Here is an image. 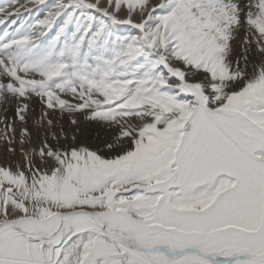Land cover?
<instances>
[{
    "label": "snow or ice",
    "instance_id": "6c2138e0",
    "mask_svg": "<svg viewBox=\"0 0 264 264\" xmlns=\"http://www.w3.org/2000/svg\"><path fill=\"white\" fill-rule=\"evenodd\" d=\"M0 264H264V0H0Z\"/></svg>",
    "mask_w": 264,
    "mask_h": 264
},
{
    "label": "rangeland",
    "instance_id": "374dc122",
    "mask_svg": "<svg viewBox=\"0 0 264 264\" xmlns=\"http://www.w3.org/2000/svg\"><path fill=\"white\" fill-rule=\"evenodd\" d=\"M47 2H48L49 4H52V3L55 2V0H47ZM33 15H35V12H33Z\"/></svg>",
    "mask_w": 264,
    "mask_h": 264
}]
</instances>
